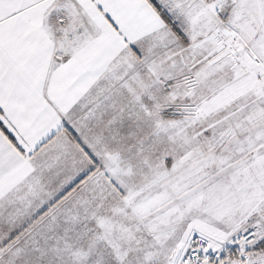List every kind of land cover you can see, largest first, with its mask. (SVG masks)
I'll use <instances>...</instances> for the list:
<instances>
[{
	"label": "snow or ice",
	"instance_id": "6c2138e0",
	"mask_svg": "<svg viewBox=\"0 0 264 264\" xmlns=\"http://www.w3.org/2000/svg\"><path fill=\"white\" fill-rule=\"evenodd\" d=\"M0 264H264V0H0Z\"/></svg>",
	"mask_w": 264,
	"mask_h": 264
}]
</instances>
